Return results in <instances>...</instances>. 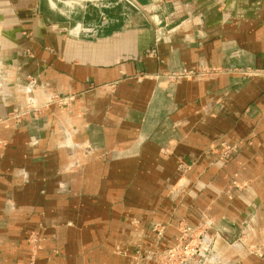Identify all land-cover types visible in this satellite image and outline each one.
I'll return each mask as SVG.
<instances>
[{
  "label": "crops",
  "instance_id": "0c3cea01",
  "mask_svg": "<svg viewBox=\"0 0 264 264\" xmlns=\"http://www.w3.org/2000/svg\"><path fill=\"white\" fill-rule=\"evenodd\" d=\"M51 95L0 122V264H158L207 221L264 264V0H0V119Z\"/></svg>",
  "mask_w": 264,
  "mask_h": 264
},
{
  "label": "rangeland",
  "instance_id": "374dc122",
  "mask_svg": "<svg viewBox=\"0 0 264 264\" xmlns=\"http://www.w3.org/2000/svg\"><path fill=\"white\" fill-rule=\"evenodd\" d=\"M62 98L67 96L51 95L43 102L35 103L30 101L22 106L15 107L10 110L6 117L0 119L2 121H13L15 123H21L26 119L36 120L39 119L47 110L51 107L61 108L69 105L75 100L70 102H57L58 99L50 101L51 97ZM57 96V97H56ZM5 146L4 142H0V147ZM220 158L229 159L234 153V147L227 146L225 144L218 143ZM213 148V149H217ZM152 232L156 235V238H160L162 235L163 227L157 224L152 226ZM223 238L222 234L213 224L206 222L204 225L190 226L185 222H179L177 224V237L173 246L163 251L162 254L158 256V264H218L214 260L216 254L215 241ZM43 240L34 234L29 236L28 242L30 244V250L32 256L36 254L41 248L40 243ZM228 246H233L235 243H240L239 241H225ZM251 254L257 255L255 249L248 250ZM264 261V258H263Z\"/></svg>",
  "mask_w": 264,
  "mask_h": 264
},
{
  "label": "built area",
  "instance_id": "2783aa9c",
  "mask_svg": "<svg viewBox=\"0 0 264 264\" xmlns=\"http://www.w3.org/2000/svg\"><path fill=\"white\" fill-rule=\"evenodd\" d=\"M189 74H191V73H189ZM185 75H188V73L187 74H185ZM55 96H53V97H51L50 99V101H52V100H55V99H58V98H54ZM57 97V96H56ZM73 100V96H67V97H62V98H59L58 100H57V102H59V103H62V102H70V101H72Z\"/></svg>",
  "mask_w": 264,
  "mask_h": 264
}]
</instances>
